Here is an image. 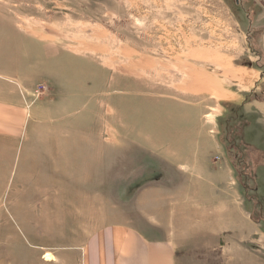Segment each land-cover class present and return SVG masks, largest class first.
Here are the masks:
<instances>
[{
    "label": "rangeland",
    "instance_id": "1",
    "mask_svg": "<svg viewBox=\"0 0 264 264\" xmlns=\"http://www.w3.org/2000/svg\"><path fill=\"white\" fill-rule=\"evenodd\" d=\"M245 10L242 0H0V83L21 87L26 111L38 117L30 134L39 137L47 111L49 127L76 130L79 143L110 145L109 216L101 199L51 200L44 208L29 200L23 170L6 185L0 176V264H81L93 228L125 219L119 212H130L140 191H166L150 182L166 168L150 146L181 147L183 128L210 126L207 116L221 107L223 152L259 226L243 260L264 264V164L252 162L243 126L228 125L236 106L220 100L232 86L230 68L254 63ZM155 160L161 178L150 177L156 164L147 174ZM213 249L192 255L228 264Z\"/></svg>",
    "mask_w": 264,
    "mask_h": 264
},
{
    "label": "crops",
    "instance_id": "2",
    "mask_svg": "<svg viewBox=\"0 0 264 264\" xmlns=\"http://www.w3.org/2000/svg\"><path fill=\"white\" fill-rule=\"evenodd\" d=\"M242 1L249 24L244 39L254 51V63L231 67L230 90L218 91L220 100L236 106L228 125L243 126L246 147L256 155L252 162L258 157L264 164V0ZM18 88L0 83L1 183L8 184L12 173L23 170L19 179L25 175L29 200L44 201L45 208L51 200L60 205L62 199H101L109 216L110 145L79 143L76 130H57L56 123L49 127L53 118L47 111L39 115L46 123L35 138L30 129L38 117L32 108L26 111L27 98L23 93L20 97ZM222 109L207 116L208 127L183 128L181 147L167 143L159 152L150 146L151 156L166 167L162 180L150 182L165 184L166 191H140L131 211L119 212L125 219L93 228L81 247V264H207L192 254L216 245L225 263L246 264L245 244L259 226L243 206L233 165L223 152L215 124ZM92 151V156L86 154ZM160 160L150 161L147 174L156 164L150 177H163Z\"/></svg>",
    "mask_w": 264,
    "mask_h": 264
},
{
    "label": "bare ground",
    "instance_id": "3",
    "mask_svg": "<svg viewBox=\"0 0 264 264\" xmlns=\"http://www.w3.org/2000/svg\"><path fill=\"white\" fill-rule=\"evenodd\" d=\"M52 256L50 255V254H48L47 256H46V259H50Z\"/></svg>",
    "mask_w": 264,
    "mask_h": 264
}]
</instances>
